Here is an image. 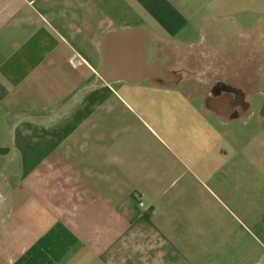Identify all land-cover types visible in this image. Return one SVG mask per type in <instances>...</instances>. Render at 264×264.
<instances>
[{"label":"crops","instance_id":"1","mask_svg":"<svg viewBox=\"0 0 264 264\" xmlns=\"http://www.w3.org/2000/svg\"><path fill=\"white\" fill-rule=\"evenodd\" d=\"M235 48L264 64V0H0V264H264L255 93L179 73Z\"/></svg>","mask_w":264,"mask_h":264},{"label":"rangeland","instance_id":"2","mask_svg":"<svg viewBox=\"0 0 264 264\" xmlns=\"http://www.w3.org/2000/svg\"><path fill=\"white\" fill-rule=\"evenodd\" d=\"M223 31V29H221ZM216 35V42L220 44L221 39L219 35V31H214ZM206 36H199L198 42L199 45H203L205 48L208 45V31H205ZM229 40H232L233 37L228 34ZM224 41V39H223ZM251 53L241 52L236 48L233 50L232 55L234 56L233 61L226 65L227 62L221 61L220 59L212 60L211 66L208 68V52L202 54H195L191 58H189L188 65L186 68L182 66L179 70L180 75L186 76V73H189V77L193 79L195 83L200 85H193L196 90L202 94H206L208 97L218 95L222 92L235 94L236 89L243 87L246 92L248 89L250 93H255V98L250 101V109L249 111H244L240 113V115H245L243 118L245 119L243 122L237 124V127L240 131V140L242 144L245 146L242 156L246 159H256L261 158L262 162L260 163V167L257 163L247 165L245 164V172H251L253 167H257L258 174L264 176V131L260 128L256 127L258 122V110L263 103V93H264V77L260 80V84H255L253 86H248V81L253 80L257 77V73L259 70L264 75V64L257 68V61L254 60ZM256 80V81H257ZM210 83V84H209ZM181 91H192V86H186L182 84H178ZM251 94V96H252ZM242 99L247 97L246 94L241 96ZM248 102V101H247ZM264 111V110H263ZM239 118V117H238ZM263 120V119H262ZM228 122V119H226ZM229 123H232L229 121ZM242 132V134H241ZM254 140H259L260 146L253 149L252 143ZM258 144V145H259ZM255 165V166H254ZM252 173V172H251ZM261 180L253 182L251 186H245V190H253L256 189L259 191V198H264V177L259 178Z\"/></svg>","mask_w":264,"mask_h":264},{"label":"flooded vegetation","instance_id":"3","mask_svg":"<svg viewBox=\"0 0 264 264\" xmlns=\"http://www.w3.org/2000/svg\"><path fill=\"white\" fill-rule=\"evenodd\" d=\"M236 94V93H235ZM234 99V101H232V103H233V106H239V108L241 109V110H243V109H245L246 108V105H243L242 104V102L240 101V98L239 97H237L236 95H235V97L233 98ZM237 104V105H236ZM244 112V111H243Z\"/></svg>","mask_w":264,"mask_h":264},{"label":"built area","instance_id":"4","mask_svg":"<svg viewBox=\"0 0 264 264\" xmlns=\"http://www.w3.org/2000/svg\"><path fill=\"white\" fill-rule=\"evenodd\" d=\"M138 206H139L140 208H143V207H144V204H143L142 202H138Z\"/></svg>","mask_w":264,"mask_h":264}]
</instances>
